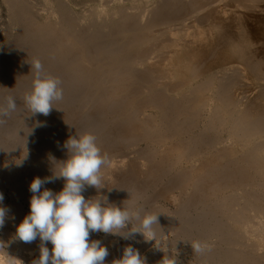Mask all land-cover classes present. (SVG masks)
Masks as SVG:
<instances>
[{
  "label": "bare ground",
  "instance_id": "6f19581e",
  "mask_svg": "<svg viewBox=\"0 0 264 264\" xmlns=\"http://www.w3.org/2000/svg\"><path fill=\"white\" fill-rule=\"evenodd\" d=\"M85 1L93 2L91 14L74 18L69 3L55 9L45 0L47 15L56 20L46 17L32 30L43 29L42 41L30 48L29 59L16 43L0 69V87L15 94L11 115L20 118L0 139V193L9 188L10 195L0 206L11 209L3 233L11 234V214L30 212L33 177L58 173L69 155L68 137L90 133L109 162L100 172L104 188L86 187V200L104 196L130 211L147 206L158 216L154 230L170 236L169 243H185L191 251L195 240L211 245L192 252L187 264H264V102L258 100L264 62L248 61L254 56L250 40L259 38L256 24L246 27L244 13L264 10V0H228L234 10L221 0L74 3ZM26 8L20 3L18 11ZM216 17L221 20L213 22ZM226 27L243 29L228 42L230 56L220 45ZM256 54L264 61V50ZM230 57L245 58L261 81H247L240 69L228 74ZM37 59L44 75L62 81L63 97L48 116H32L25 104L33 84L30 64ZM251 85L258 94L246 98L242 90ZM25 153L28 159L18 166ZM63 184L61 178L43 187L56 193ZM110 236H89L108 248L106 261L131 246L121 237L118 249ZM16 240L23 251L40 254L39 238ZM161 249L155 246L151 255ZM154 259L148 264H186L167 255Z\"/></svg>",
  "mask_w": 264,
  "mask_h": 264
},
{
  "label": "clouds",
  "instance_id": "9594fccd",
  "mask_svg": "<svg viewBox=\"0 0 264 264\" xmlns=\"http://www.w3.org/2000/svg\"><path fill=\"white\" fill-rule=\"evenodd\" d=\"M33 84L25 97V104L30 114L48 116L54 101L63 97L62 81L58 77L43 74V65L37 59L31 64ZM17 109L15 98L7 97L6 105H0V125L6 123ZM42 126L37 124V127ZM64 147L68 158L62 162L60 171L52 177L41 179L33 177L30 182V212L16 225V237L24 243L41 240L40 255L33 264H105L109 250L100 240H89L90 233L103 232L134 239L137 234L145 240L157 239L154 225H159L157 213L143 209L128 210L93 197L86 200L82 192L86 187H94L99 192L103 187L101 168L108 164L107 155H101L96 137L90 133L69 136ZM28 159L27 153L17 162L22 166ZM63 179L64 184L59 192L44 188L56 179ZM4 196L0 193V205ZM11 209L0 206V228L5 226ZM15 219L14 216L11 217ZM131 225V228L128 227ZM50 242L51 253L45 245ZM192 252L202 254L211 250V245L198 240L190 243ZM113 264H146L145 259L132 246L123 250L122 257ZM171 264H176L175 260Z\"/></svg>",
  "mask_w": 264,
  "mask_h": 264
},
{
  "label": "rangeland",
  "instance_id": "374dc122",
  "mask_svg": "<svg viewBox=\"0 0 264 264\" xmlns=\"http://www.w3.org/2000/svg\"><path fill=\"white\" fill-rule=\"evenodd\" d=\"M52 6L54 5V8L56 9L57 4H60L62 7L66 5V3H69L72 7L69 9V12L76 17H85L87 18L91 14L92 8L91 4L92 1H85L83 3L75 4L74 0H50ZM240 1H246V0H240ZM250 1V0H248ZM254 1V0H251ZM20 3L26 4L25 11H18V8L20 7ZM87 3V4H86ZM29 4V5H28ZM221 5H226V8L228 9H237L234 7L236 3H228V0H221ZM241 10V9H240ZM243 11V10H241ZM230 12V11H229ZM244 13L250 17L247 21L246 27H251L252 25H255V30L258 32V41H252L250 40L251 45H249L252 48L251 55L254 54V56L250 57L248 56V61L255 63H262L264 62L261 59L260 54H256L258 50H264V10L259 11H253V9L248 8L247 10H244ZM229 14L228 12L226 13ZM49 21H55L56 17L47 15V10L45 9V0H0V69L5 67L9 61V57L14 54L15 44L22 43L23 44V53L25 55L26 59H29L30 54V48L37 43V41H42L39 39V35L42 33L43 29L38 28L36 30V33L33 34L32 30H34L37 26L41 25L40 23L44 22L45 19ZM212 20V19H211ZM219 22L221 18L216 17L212 21ZM207 24L210 23V20L206 22ZM222 28V27H219ZM218 28V29H219ZM216 30V33L219 30ZM243 31L239 29H235L234 27L228 28L226 27V33L222 40H220V45H226L225 52L227 56H230V48L228 47V42L232 38H234L235 35H237L239 32L241 33ZM231 58V57H230ZM264 59V58H263ZM9 70H13V66L9 65ZM225 68L228 69V74H232L234 70L240 69L242 74L245 76V79L247 81H250L252 83H256L257 80L261 81V79H258L253 76L252 73L249 72L247 67V62L244 59L234 58L228 60V62L225 64ZM15 70V68H14ZM13 70V72H14ZM264 85V74L262 75V82ZM252 86V85H251ZM247 87L246 89L242 90V95H244L246 98L251 97L252 95L258 94V89L255 86ZM15 94L12 93L11 96H14ZM10 95H6L4 92V88L0 87V101H5L7 97ZM258 100L262 103L264 102V93L262 92L258 96ZM4 105V104H3ZM6 123L3 125H0V139L9 132L10 130L15 129L20 123V118L15 115H10L9 117L5 118ZM18 129V128H17ZM2 157L3 154L0 153V165L2 163ZM6 192L4 196L8 197L9 195V188H6ZM98 196V195H97ZM96 197V196H93ZM92 197V198H93ZM8 199V198H7ZM147 209V212H149V208L145 206ZM146 211V210H145ZM14 216L15 219H13L12 225L10 226L11 234L6 235L3 233V228H0V264H33V261L39 257L40 254L32 251H23L21 247L19 246L17 240H16V225L20 223V221L24 218V215H17V214H11L10 218ZM12 219V218H11ZM131 227V225H128ZM157 233V232H156ZM101 235H105V233L101 232ZM166 238V239H165ZM167 235L159 234L157 233V239L154 240H145L143 235L137 234L134 239H128L127 241L130 242V245L134 247L142 256V258L145 259L146 264L150 262L152 259L158 257V260L161 261L163 255H167L169 258L170 256L175 257L179 261H182L184 263H189L192 259V251L188 246H186L185 243H177L176 245H173L169 243ZM41 242V240H40ZM42 243V242H41ZM108 243H112L114 246H116L118 249L122 248V239L121 237L117 236L115 237L110 236L108 238ZM115 243V244H114ZM48 244H51L48 242ZM112 244H108L109 246ZM161 246V254L158 253L156 255V251L153 252L155 256H152V249L155 246ZM48 247L49 251L51 252L52 246L45 245ZM122 257V255H116L109 261H105V264H113V261L119 260ZM174 259V258H173ZM155 260V259H154ZM153 260V261H154Z\"/></svg>",
  "mask_w": 264,
  "mask_h": 264
}]
</instances>
